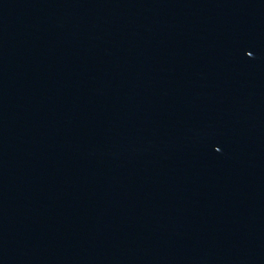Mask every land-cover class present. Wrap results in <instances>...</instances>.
<instances>
[{
    "label": "water",
    "instance_id": "95a60500",
    "mask_svg": "<svg viewBox=\"0 0 264 264\" xmlns=\"http://www.w3.org/2000/svg\"><path fill=\"white\" fill-rule=\"evenodd\" d=\"M264 257V0H0V264Z\"/></svg>",
    "mask_w": 264,
    "mask_h": 264
}]
</instances>
